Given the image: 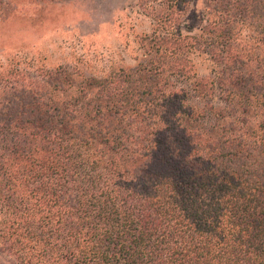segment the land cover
Segmentation results:
<instances>
[{"label": "trees", "instance_id": "obj_1", "mask_svg": "<svg viewBox=\"0 0 264 264\" xmlns=\"http://www.w3.org/2000/svg\"><path fill=\"white\" fill-rule=\"evenodd\" d=\"M176 1L158 63L93 98L0 72L6 264H264V0ZM167 55L190 90L166 91Z\"/></svg>", "mask_w": 264, "mask_h": 264}, {"label": "rangeland", "instance_id": "obj_2", "mask_svg": "<svg viewBox=\"0 0 264 264\" xmlns=\"http://www.w3.org/2000/svg\"><path fill=\"white\" fill-rule=\"evenodd\" d=\"M5 2L0 18V72L18 71L16 80L27 86L47 85L45 79L49 74L60 75L63 83L72 86L67 92H57L55 100L59 103L83 94L91 93L93 98L102 80L121 67L135 69L140 64H157L162 54L153 50L157 47L153 41L156 18L179 10L176 0ZM203 4V0H197V12L203 9ZM164 27L159 25L170 39L171 35L166 33L171 28L167 23ZM146 34L150 39L141 42ZM149 52L155 53V57L149 56ZM165 59L162 84L166 91L175 94L182 87L190 90L193 80L173 73L176 59L168 55ZM198 70L202 75L209 73L204 67L199 66ZM6 91L7 88L0 91V99ZM191 97L197 100L193 92ZM213 124L214 121H209V126ZM0 263L6 264L1 259Z\"/></svg>", "mask_w": 264, "mask_h": 264}]
</instances>
